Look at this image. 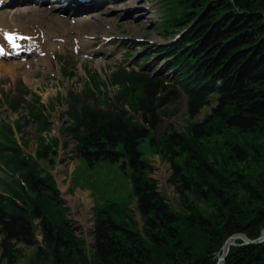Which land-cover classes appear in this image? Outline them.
Wrapping results in <instances>:
<instances>
[{
	"label": "trees",
	"instance_id": "1",
	"mask_svg": "<svg viewBox=\"0 0 264 264\" xmlns=\"http://www.w3.org/2000/svg\"><path fill=\"white\" fill-rule=\"evenodd\" d=\"M167 2L168 32L185 31L190 23L200 28L191 29L181 40L188 55L189 67L182 76L187 80L165 85L146 77L128 84L127 92L142 97L132 98L130 107L143 124L124 110L85 109L65 130L78 141L77 154L90 166L119 165L131 182L129 197L136 200L135 208L142 215V230L132 217L130 202H106L97 215L89 257L84 241L73 239L69 210L53 176L38 165L56 164L50 160L58 153L57 141L51 145L41 141L35 158L19 149L0 156L12 174L0 178L1 250L10 264L21 254L20 244L35 246V264H212L204 254L219 252L234 234L255 237L264 226V208L250 210L252 204L260 207L264 201V0ZM231 22L235 26L230 28ZM178 86L190 95L191 120L212 102L218 106L203 123H190L183 133L171 130L155 140L151 132L160 123L161 108L177 98ZM95 114L97 118H92ZM49 130L41 124V132ZM253 136L260 142L248 146ZM144 144L157 147V154L172 165L175 187L184 198L180 212L164 203L150 178L153 169L140 148ZM252 165L261 167L254 172ZM238 193L244 196L241 203ZM194 198L212 207L209 217L197 212ZM249 213L257 215L255 221L247 217ZM36 229L44 246L36 240ZM192 229L204 237L200 246L190 241ZM196 248L202 249L199 255ZM225 264H264V245L232 248Z\"/></svg>",
	"mask_w": 264,
	"mask_h": 264
},
{
	"label": "rangeland",
	"instance_id": "2",
	"mask_svg": "<svg viewBox=\"0 0 264 264\" xmlns=\"http://www.w3.org/2000/svg\"><path fill=\"white\" fill-rule=\"evenodd\" d=\"M148 2L149 0H103L100 5V9H98V11L93 13L94 15L91 16V22L94 24L90 26L87 23L89 22L88 20L83 24L82 30L86 33L90 29H94L97 31L96 35L99 37L108 35L114 38L111 42L107 43L108 48L106 51L112 52L113 55L110 57L115 60L104 61L103 64H97L98 62L85 63L78 60V57L76 56L75 58L73 56H69L65 58V62L70 65L74 76L66 77L67 80L64 84L58 81V75L56 73H49L43 77L40 72L32 78H29L31 82H28L22 75V72L24 71L22 69L17 72L18 76L15 81L11 80L8 76L0 77V97L3 96V99L18 98L19 96L25 94L26 91H30L31 93L37 95L40 99L42 112L47 109L46 113L49 116L47 122L49 123L50 130L53 131L51 132V135L50 130L49 132H44V134H42L43 138L40 141L51 145V141L56 140L59 154L50 160L51 164H54L56 161L54 166L43 162H38V165L40 166V169L46 170L48 173H52V176L56 180L58 189L61 192L60 199L64 202V207L69 210L67 212V220L70 224L69 227H71L73 239L76 240V243H79L82 240L84 241L86 253L89 257H91L92 254L91 247L95 245L94 237L98 221L97 215L100 210L104 209V204L106 202H130V209H132L131 211L133 212L132 217L138 224L140 230H142L143 218L141 213H139L135 208L136 200L129 197L132 194L131 182L128 177H125L120 173L121 170L118 166L108 165L96 161L98 163L92 164V167L94 166V168L91 170L84 167L86 164L83 162V164H81L76 158V148L75 144L71 140V135L64 134L63 132L64 128L67 126V113L70 112L69 110L71 107H69L70 99L68 98L67 93L69 91H75L78 99L75 108L79 110L84 102L87 103L90 101L87 99V96L89 95L88 93L86 97H81L79 93L84 89V87H86V84H90L86 81L88 76L93 78L94 74L98 73L100 79L104 81L112 69L116 67L115 65H122L123 62L126 63L127 61L128 64L126 65H129L127 67H136L137 64H143V45H141L142 43L139 44L137 40L143 39L145 40L144 43H160L162 41L160 38L161 35L159 26H156V18L163 17V10L156 5L151 11H146L145 6ZM261 13L264 17V11H261ZM98 36L95 40L98 39ZM130 52H133L131 61L127 59V57L130 58ZM80 63H83L84 71L87 74L85 77L75 70L76 65ZM108 91L115 92L112 87H110V90ZM31 93H27L30 96L27 100L33 97V95L31 96ZM2 102H0V108L1 106L3 107V110L0 109V119L6 120L11 124L15 121L16 123L24 122L23 119L27 116V108L21 109V107L19 110L9 109L11 111H5L9 107L4 105ZM176 106L177 104H174L164 109L167 114L166 116H163L159 129L155 133L156 136L153 135L155 140L163 138L164 135L168 134H166V132L171 130V128L176 132L183 133L190 123H203L206 121L207 116H210L211 112H213L218 105L215 101L212 102L211 106L205 108L194 120H188L185 104ZM175 109H178V113L175 116H169ZM42 112L39 116L42 115ZM39 116H37V118ZM160 117H162L161 113ZM22 125L24 126L23 131L25 133V137L22 142L25 140L30 141L28 148H26V152L36 153L38 146L35 131L37 128L33 127L31 123ZM253 137L255 138H248V146L251 144L255 145V142H260L258 141L259 139L257 136ZM254 140L256 141L253 142ZM244 145L246 146V144ZM140 148L144 154L145 160L149 162L151 168L153 169V174L150 175V178L155 182L164 203L169 205L173 211L180 212L181 202L184 201V198L179 195L175 187L172 165L160 154H157V147L150 148L148 145L144 144V146H141ZM262 154L264 156V153ZM218 159L220 162L221 158ZM218 161L216 162L217 164ZM260 167L261 166L259 165H252L250 168L256 172V170L260 169ZM127 175L130 177L128 171ZM0 177H3L4 179L9 178V176L4 175L2 172H0ZM79 195L82 197L79 198ZM82 198H86L89 204L85 205ZM242 198H244V196L238 193L240 203L242 202ZM191 200L198 209V213L205 214L207 217L212 214V207H210V205L207 206V204L202 200L195 201V198ZM117 206L119 209H124V206ZM263 208L264 201H262L260 207L256 204H252L250 206V210L253 209V211ZM247 217H250L249 219L252 218V220L255 221L257 215L249 213ZM194 230L195 229H192V232H190V241L192 240V244L200 246L202 241L199 239L204 237L199 233L197 236V232ZM1 240L2 239L0 237V264H10L3 257ZM36 240L39 245L44 246L40 229H36ZM229 244L233 245L232 248L264 245V226L258 230L255 237H253L252 233L234 234L224 241L219 252L212 254L206 253L204 255L211 257V261H213L212 264H219L218 261L224 257L226 253L223 252V249L225 247L228 249ZM17 248L20 250L21 254H18L12 264H35L33 260L37 250L35 246L28 247L20 244ZM196 250L197 255H199L201 252L200 250L202 249L196 248ZM176 263L178 264L179 262H174V264Z\"/></svg>",
	"mask_w": 264,
	"mask_h": 264
},
{
	"label": "bare ground",
	"instance_id": "3",
	"mask_svg": "<svg viewBox=\"0 0 264 264\" xmlns=\"http://www.w3.org/2000/svg\"><path fill=\"white\" fill-rule=\"evenodd\" d=\"M40 5H46V3H41ZM139 12H141L140 10H138ZM201 12H203V10L201 11ZM238 12V14H239V16H241V14H243L242 12L243 11H241V10H239V11H237ZM4 17H9V16H7L6 14H4L3 15ZM35 17H37V18H39V19H44V20H46V22L49 24V25H55L56 23H58L59 25H57V26H59L60 28H63V25H62V21H59L58 19H55V18H53L48 12H46V11H43V10H39V14L37 15V16H35ZM176 20H178L179 18H180V16L179 15H176V17H174ZM1 20V19H0ZM88 24H91L90 22H88ZM235 26V23H229L228 24V27H234ZM214 28H215V26H213ZM191 29H200L199 27H198V25H196V23H190L189 25H188V27L186 28V29H184L185 30V33H184V35L187 33V32H189ZM181 38H184V36H183V34L181 35ZM165 40H167V39H165ZM138 43L140 44V42L138 41ZM170 45V44H169ZM83 46H84V44H83ZM82 46V47H83ZM18 49H15L14 51H13V54H14V56H15V58H17V57H21V53L19 52V51H17ZM177 50V49H176ZM172 53V52H171ZM173 54V53H172ZM187 54V53H186ZM24 55H25V53H24ZM173 56V55H172ZM5 65H3V64ZM19 64H17V63H15V64H5L3 61H1L0 62V71H1V74L0 75H7V74H12V73H14V75L16 74V70L17 69H19ZM28 77H32V74H28ZM182 82L183 81H186L187 79H180ZM178 112H173L172 114L170 113V115L169 116H175L176 114H177ZM166 114L167 113H165L164 115L166 116ZM92 118H97V115L95 114L94 116H91ZM160 124L161 123H159V125H158V127H156L155 128V130L153 131V132H151V135H152V137L154 138V136H156L155 135V133L158 131V129H159V126H160ZM123 125V124H122ZM136 125V124H135ZM124 127L125 126H127V127H130V126H128V125H123ZM154 135V136H153ZM80 197H82L81 195H79V198ZM84 201H83V203L85 204V205H87V204H89V202L87 201V199L86 198H82ZM232 241V240H231ZM230 241V242H231ZM226 250H227V247H225L224 249H223V252L225 253L226 252ZM220 264H223V263H220Z\"/></svg>",
	"mask_w": 264,
	"mask_h": 264
},
{
	"label": "snow or ice",
	"instance_id": "4",
	"mask_svg": "<svg viewBox=\"0 0 264 264\" xmlns=\"http://www.w3.org/2000/svg\"><path fill=\"white\" fill-rule=\"evenodd\" d=\"M6 38L9 41V43L12 44L13 47L17 46L16 43H15L17 37H15L13 35H7ZM0 54H3V49L2 48H0Z\"/></svg>",
	"mask_w": 264,
	"mask_h": 264
},
{
	"label": "water",
	"instance_id": "5",
	"mask_svg": "<svg viewBox=\"0 0 264 264\" xmlns=\"http://www.w3.org/2000/svg\"><path fill=\"white\" fill-rule=\"evenodd\" d=\"M230 246H232V244H229L228 249L226 250L225 256L220 260V262H224V261H225V258H226V256H227L228 253H229V247H230Z\"/></svg>",
	"mask_w": 264,
	"mask_h": 264
}]
</instances>
